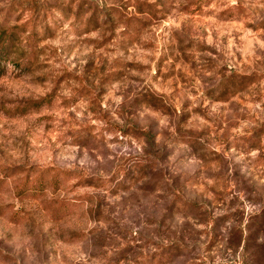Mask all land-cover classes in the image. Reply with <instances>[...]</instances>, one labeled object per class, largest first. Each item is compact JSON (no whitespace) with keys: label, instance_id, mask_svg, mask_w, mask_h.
Returning <instances> with one entry per match:
<instances>
[{"label":"rangeland","instance_id":"obj_1","mask_svg":"<svg viewBox=\"0 0 264 264\" xmlns=\"http://www.w3.org/2000/svg\"><path fill=\"white\" fill-rule=\"evenodd\" d=\"M0 30V264H264V0H0Z\"/></svg>","mask_w":264,"mask_h":264},{"label":"trees","instance_id":"obj_2","mask_svg":"<svg viewBox=\"0 0 264 264\" xmlns=\"http://www.w3.org/2000/svg\"><path fill=\"white\" fill-rule=\"evenodd\" d=\"M6 33H10V32H5V31H1L0 30V43H1V45L2 44H4V42H3V39L6 37ZM8 36V35H7ZM0 45V46H1ZM1 52V51H0ZM1 56H3L1 53H0V57ZM225 91V90H224ZM228 95L229 94H222V96H219V98H226V97H228ZM51 168H49V170H50ZM64 173V172H63ZM56 175H57V173H54V174H52V176H51V178H50V180H49V183L50 184H54L55 183V181H56ZM81 182H83L84 184H90L89 182H87L88 181V178H81V180H80Z\"/></svg>","mask_w":264,"mask_h":264}]
</instances>
